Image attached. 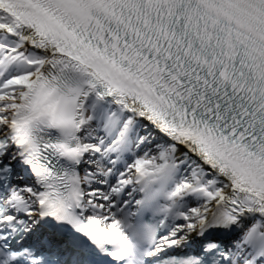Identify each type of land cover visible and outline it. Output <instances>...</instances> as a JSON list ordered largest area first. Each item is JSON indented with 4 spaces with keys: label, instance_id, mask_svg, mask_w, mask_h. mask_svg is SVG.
Here are the masks:
<instances>
[{
    "label": "snow or ice",
    "instance_id": "snow-or-ice-1",
    "mask_svg": "<svg viewBox=\"0 0 264 264\" xmlns=\"http://www.w3.org/2000/svg\"><path fill=\"white\" fill-rule=\"evenodd\" d=\"M0 264H264V0H0Z\"/></svg>",
    "mask_w": 264,
    "mask_h": 264
}]
</instances>
